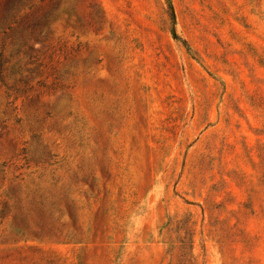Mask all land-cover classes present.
<instances>
[{
  "label": "rangeland",
  "instance_id": "374dc122",
  "mask_svg": "<svg viewBox=\"0 0 264 264\" xmlns=\"http://www.w3.org/2000/svg\"><path fill=\"white\" fill-rule=\"evenodd\" d=\"M171 2L0 0V264H264V0Z\"/></svg>",
  "mask_w": 264,
  "mask_h": 264
},
{
  "label": "trees",
  "instance_id": "16d2710c",
  "mask_svg": "<svg viewBox=\"0 0 264 264\" xmlns=\"http://www.w3.org/2000/svg\"><path fill=\"white\" fill-rule=\"evenodd\" d=\"M167 2H168L169 10H170V16H171V19H172V21H174L175 14H174L173 4H172L171 0H167ZM173 35H174L179 41H181V42L184 44V46H185L189 51L191 50V49H190V46H189V43L187 42V40L182 39L181 37H179L178 35H176V34L174 33V31H173Z\"/></svg>",
  "mask_w": 264,
  "mask_h": 264
}]
</instances>
